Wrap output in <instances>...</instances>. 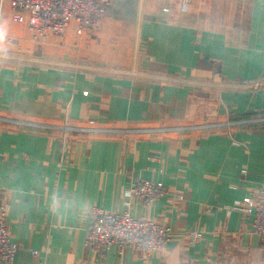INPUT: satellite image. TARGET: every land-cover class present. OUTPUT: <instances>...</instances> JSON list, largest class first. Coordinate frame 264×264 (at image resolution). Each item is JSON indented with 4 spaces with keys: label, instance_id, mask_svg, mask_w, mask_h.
<instances>
[{
    "label": "crops",
    "instance_id": "obj_1",
    "mask_svg": "<svg viewBox=\"0 0 264 264\" xmlns=\"http://www.w3.org/2000/svg\"><path fill=\"white\" fill-rule=\"evenodd\" d=\"M151 1L133 14L137 61L111 72L49 65L46 45L0 0V207L12 264H264V237L240 209L264 187V0ZM139 179L166 192L148 207L134 198L131 211L171 228L147 258L89 247L90 215L48 210L52 193L123 210ZM191 230L202 232L193 246Z\"/></svg>",
    "mask_w": 264,
    "mask_h": 264
},
{
    "label": "built area",
    "instance_id": "obj_2",
    "mask_svg": "<svg viewBox=\"0 0 264 264\" xmlns=\"http://www.w3.org/2000/svg\"><path fill=\"white\" fill-rule=\"evenodd\" d=\"M110 2L111 0H10L11 19L14 22H25L34 38L43 41L48 32L62 34L72 21L80 32L91 25L93 18L104 15ZM180 82L190 81L181 79ZM165 192L160 181H130L124 195L125 209L92 208L85 237L86 245L101 251L111 247H116L119 251L131 248L143 258L160 250L170 240V227L155 219L133 215L131 207L134 198H140L148 207ZM240 209L253 215V231L264 237V187L258 190L255 197L245 198ZM201 234L200 230L189 231L188 243L193 246ZM16 251L17 245L9 232L6 210L0 207V264H12Z\"/></svg>",
    "mask_w": 264,
    "mask_h": 264
},
{
    "label": "rangeland",
    "instance_id": "obj_3",
    "mask_svg": "<svg viewBox=\"0 0 264 264\" xmlns=\"http://www.w3.org/2000/svg\"><path fill=\"white\" fill-rule=\"evenodd\" d=\"M189 2L190 0H181L180 6L187 8ZM151 5V0H111L106 13L93 18L91 25L80 32L77 31L76 23L72 21L62 34L48 32L43 41L35 39L33 32L30 31L31 40L38 46L46 45V50H43L46 58L44 57L43 60L53 67H64L69 70L94 68L124 72L137 61L134 50L135 31L139 18L133 14ZM164 7L163 10L168 11V8ZM104 20L109 21L108 31L97 34L98 26ZM70 28L73 33L66 39V33ZM33 58L39 59V56ZM201 81L205 86L213 82V80ZM258 85V82H255L253 88ZM225 124L229 122L226 121ZM249 214L253 218V215Z\"/></svg>",
    "mask_w": 264,
    "mask_h": 264
},
{
    "label": "clouds",
    "instance_id": "obj_4",
    "mask_svg": "<svg viewBox=\"0 0 264 264\" xmlns=\"http://www.w3.org/2000/svg\"><path fill=\"white\" fill-rule=\"evenodd\" d=\"M20 192L22 190H17L18 194L13 198V206L17 211H23L27 208L19 194ZM48 210L58 220H64L71 216L87 219L92 212V205L88 200L70 199L59 193H52L49 199Z\"/></svg>",
    "mask_w": 264,
    "mask_h": 264
}]
</instances>
